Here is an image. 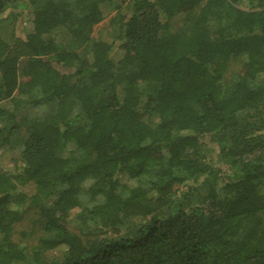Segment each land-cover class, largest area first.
<instances>
[{
    "label": "trees",
    "instance_id": "16d2710c",
    "mask_svg": "<svg viewBox=\"0 0 264 264\" xmlns=\"http://www.w3.org/2000/svg\"><path fill=\"white\" fill-rule=\"evenodd\" d=\"M0 264H264V0H0Z\"/></svg>",
    "mask_w": 264,
    "mask_h": 264
},
{
    "label": "rangeland",
    "instance_id": "374dc122",
    "mask_svg": "<svg viewBox=\"0 0 264 264\" xmlns=\"http://www.w3.org/2000/svg\"><path fill=\"white\" fill-rule=\"evenodd\" d=\"M11 13L18 14L17 36L18 37H24L26 34H28L32 30V23H31L32 17L29 14V11L24 9V7H20L18 9H9L4 14V16H7ZM113 16H114V13L109 14L102 23H100L99 25H97L95 27L94 32H93L94 38H99L100 36H103L106 34L105 31L109 28V23H110V20ZM180 23H181V18H175L172 22V25H173V27H177L178 25H180ZM121 56H122V52L118 48V46L116 45L113 48V51L111 53V57L116 62L121 58ZM210 145H212V144H210ZM212 146H214V145H212ZM12 153H13L14 157L18 158V156L15 152H12ZM217 165H221V164H217ZM29 228H30V226H29V224H27V225L19 226L18 230L23 232V230H27ZM30 231H31V229H29L27 232H30ZM16 237L19 238L20 233H17ZM29 239H32L31 242L33 243L34 240L36 239V236L35 235L33 236V234H32L30 236H27V240L26 239L25 240L29 241Z\"/></svg>",
    "mask_w": 264,
    "mask_h": 264
}]
</instances>
